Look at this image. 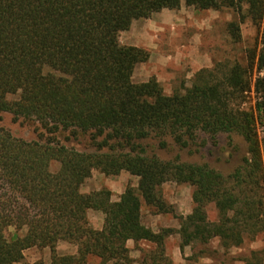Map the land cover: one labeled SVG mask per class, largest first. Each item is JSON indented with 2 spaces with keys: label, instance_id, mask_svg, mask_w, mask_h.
<instances>
[{
  "label": "trees",
  "instance_id": "16d2710c",
  "mask_svg": "<svg viewBox=\"0 0 264 264\" xmlns=\"http://www.w3.org/2000/svg\"><path fill=\"white\" fill-rule=\"evenodd\" d=\"M185 4L196 11H232L234 43L250 19L264 23V0H0V112L36 121L55 136H87L93 153L60 143L28 144L0 130V264H19L30 249H50L52 264H172L166 241L179 235L181 250L218 239L225 250L241 248L245 234L264 232V78L255 81V111L241 108L252 92V76L264 71V50L251 52L248 65H216L166 95L153 77L136 85L137 65L149 54L123 46L120 35L132 23ZM51 71L45 74L44 70ZM20 94L19 102L9 95ZM222 134L247 145L241 165L224 178L207 165L165 161L148 151L169 141L188 149L202 136L217 143ZM73 137V138H72ZM91 137V138H90ZM60 164L57 173L51 171ZM95 170L106 176L127 172L139 179L118 202L107 190L84 194ZM167 183L195 189L194 210L177 217L180 229L159 233L142 220L145 204L154 215L175 214L160 194ZM215 204L219 222L210 223ZM102 212L103 230L90 227L88 212ZM148 243L139 260L127 243ZM79 247L75 257H59L57 245ZM253 254L245 264H263Z\"/></svg>",
  "mask_w": 264,
  "mask_h": 264
},
{
  "label": "rangeland",
  "instance_id": "374dc122",
  "mask_svg": "<svg viewBox=\"0 0 264 264\" xmlns=\"http://www.w3.org/2000/svg\"><path fill=\"white\" fill-rule=\"evenodd\" d=\"M218 13L221 14V22L214 28L209 29V31L202 27L193 26V20H201V17L197 16L194 17V19L189 18V25L183 30L179 31L177 29L174 31L175 35L164 32L160 34L153 33V36L158 41V47H154V52L158 53L160 57H165L172 65L170 72L167 73L163 69H160L158 72L160 79H162L159 83L162 85L166 95H172L173 92L179 89L183 84L187 87H191L195 75L202 70H212L216 65L231 68L237 63L242 66H247L251 52H257L259 55L260 52L264 50V23L255 25L248 19L241 26L242 41L240 43H234L232 37L228 33V25L234 21H238V16L235 15L234 12L228 10ZM145 21L146 20L134 21L132 26L134 24H144ZM132 26L129 31L123 32L120 35L121 45L125 46L122 43V37L125 33L131 31ZM193 39L197 40V42L194 43ZM141 50L149 54V60L137 65L134 71L135 74L137 70V78L133 81L136 85L143 84L141 80L146 79H143L141 69L148 66L151 58L149 49L141 48ZM197 61L201 63L196 65V67H192L191 64ZM44 72L48 74L53 71L46 68ZM259 76L264 78V71L259 73L256 68L252 76V92L247 94L246 101L241 106L244 110L255 111L256 109L258 97L255 93V81ZM153 77L159 81L156 76ZM20 94L21 93L9 95L6 99L9 102H19ZM0 130L9 131L17 139L28 144L55 142L54 144L60 143L66 148L80 153H93L96 151L87 136L83 135L79 139L72 137L73 139L71 140L68 139L70 138L69 135L63 132H58L53 136L49 134L47 130L43 129L42 125L38 122L28 121L22 118L17 119L7 112H0ZM260 136H264L263 130H260ZM231 138L232 141L229 135L222 134L218 137L217 143H214L207 137L202 136L196 144L188 149H181L171 141H169V146L165 150L160 149L156 142H148L145 145L148 151L156 154L162 160L199 166L207 165L210 169L216 171L224 178H228L241 165L242 159L247 152V145L241 137L232 135ZM59 170L60 164L54 163L51 171L57 173ZM129 186L138 188L139 179L131 176L127 172H122L118 176H106L100 171L95 170L92 177L88 179L82 187V192L84 194H91L107 190L112 193L113 201L114 194H120L126 191ZM194 191L195 189L188 185L180 186L175 183L165 184L160 189V194L166 203L172 206L175 214L154 215L144 204L142 208L143 222L152 224L151 222L153 219L151 216H159L157 218H160L162 221H155L158 222L156 224L159 227V232L163 229L179 230L181 222L177 219V217H180L178 214V206L186 208V205L188 202L190 203L192 199ZM206 211L210 223L219 222V213L215 204L208 205ZM30 253L31 252H29V254ZM182 253L185 260L184 264H244L246 260L252 258L253 254H256V257L264 264V232L259 233L250 231L246 233L245 242L241 248L225 250L221 247L219 240H213L208 245L194 243L189 246V248L186 247ZM167 257L172 261V264H174L172 258L168 256V254ZM208 259L212 263H203ZM19 264L29 263L26 258H24V261ZM35 264H46V262L42 259Z\"/></svg>",
  "mask_w": 264,
  "mask_h": 264
},
{
  "label": "crops",
  "instance_id": "0c3cea01",
  "mask_svg": "<svg viewBox=\"0 0 264 264\" xmlns=\"http://www.w3.org/2000/svg\"><path fill=\"white\" fill-rule=\"evenodd\" d=\"M201 17V20H193V26L202 27L204 29L214 28L217 24L221 22V14L214 11L208 12H197L193 8H188L183 4L178 11L164 10L161 13L154 14L149 20H146L144 24H134L130 32L125 33L122 37V43L128 47L149 49L151 52L150 63L146 68L141 69V74L143 79L142 83L148 82L153 76L160 79L158 72L160 69L165 70L167 73L170 72L172 65L165 57H160V55L154 52V47H158V41L153 36V33L160 34L170 33L174 34L177 29L183 30L189 25L188 19H194V17ZM137 25V26H136ZM173 29V30H171ZM175 35V34H174ZM196 43L197 40L193 39ZM201 63V62H200ZM198 61L193 62L192 67L200 64ZM201 69V68H200ZM137 78V70L134 74L133 81ZM83 189V188H82ZM123 191L120 194L113 195V201L118 202L119 198L124 194ZM194 205L191 199L190 203L186 205V208L178 206V214L182 217H187L193 213ZM159 216H151L153 221L152 224H146L143 222L144 226L153 230L155 233L159 232V227L155 221L161 222ZM88 219L90 227L96 231L103 230L105 226V215L102 212L91 210L88 212ZM158 219V220H157ZM168 227V226H164ZM218 240V239H216ZM212 242V241H211ZM167 254L170 256L174 264H184L185 260L183 258V253L181 251V238L179 235H174L166 241ZM153 246L142 242L136 244L134 241H129L127 243V248L130 250V255L133 259L139 260L144 251H149ZM189 248V247H187ZM28 252V254H27ZM29 252H31L29 254ZM56 253L59 257H75L79 253V247L67 242H60L57 245ZM26 260L29 264H35L36 262L44 259L46 264H51V251L50 249H30L24 254ZM92 259V260H91ZM90 264H99L100 260L98 258H90ZM203 263H212L209 259ZM245 264V263H244Z\"/></svg>",
  "mask_w": 264,
  "mask_h": 264
}]
</instances>
